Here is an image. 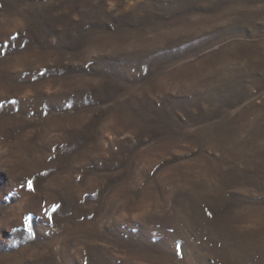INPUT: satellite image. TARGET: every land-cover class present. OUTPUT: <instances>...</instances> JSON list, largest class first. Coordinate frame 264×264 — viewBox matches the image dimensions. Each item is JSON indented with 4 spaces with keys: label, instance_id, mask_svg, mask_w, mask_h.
<instances>
[{
    "label": "rangeland",
    "instance_id": "obj_1",
    "mask_svg": "<svg viewBox=\"0 0 264 264\" xmlns=\"http://www.w3.org/2000/svg\"><path fill=\"white\" fill-rule=\"evenodd\" d=\"M0 105V264H264V0H0Z\"/></svg>",
    "mask_w": 264,
    "mask_h": 264
},
{
    "label": "snow or ice",
    "instance_id": "obj_2",
    "mask_svg": "<svg viewBox=\"0 0 264 264\" xmlns=\"http://www.w3.org/2000/svg\"><path fill=\"white\" fill-rule=\"evenodd\" d=\"M13 39H14V37H13ZM41 75H43V73H41ZM11 103H12V104H16L17 101L12 100ZM0 107H2V105H0ZM28 188H29L30 190H32V191H35V189H34V187H33V183H32V181H28ZM59 207H60L59 205H56V206L54 207L53 210L55 211V210L59 209ZM208 215L211 216V213H208ZM50 218H51V217H50ZM178 247H179V246H178Z\"/></svg>",
    "mask_w": 264,
    "mask_h": 264
}]
</instances>
